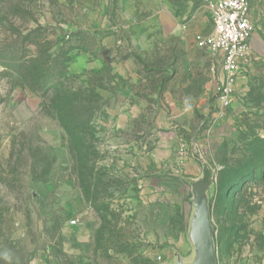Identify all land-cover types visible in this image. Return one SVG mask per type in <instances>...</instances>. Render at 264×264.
<instances>
[{
	"label": "rangeland",
	"instance_id": "rangeland-1",
	"mask_svg": "<svg viewBox=\"0 0 264 264\" xmlns=\"http://www.w3.org/2000/svg\"><path fill=\"white\" fill-rule=\"evenodd\" d=\"M250 2L220 110L204 0H0V264L190 260L194 138L218 264H264V0Z\"/></svg>",
	"mask_w": 264,
	"mask_h": 264
},
{
	"label": "built area",
	"instance_id": "built-area-1",
	"mask_svg": "<svg viewBox=\"0 0 264 264\" xmlns=\"http://www.w3.org/2000/svg\"><path fill=\"white\" fill-rule=\"evenodd\" d=\"M213 24V31L199 36L197 44L219 57L221 76L216 89L220 110L230 108L236 96L240 73L239 61L252 36V6L250 0H204ZM214 70V69H213Z\"/></svg>",
	"mask_w": 264,
	"mask_h": 264
},
{
	"label": "water",
	"instance_id": "water-1",
	"mask_svg": "<svg viewBox=\"0 0 264 264\" xmlns=\"http://www.w3.org/2000/svg\"><path fill=\"white\" fill-rule=\"evenodd\" d=\"M191 145L192 158L202 171L200 177L187 180L192 193V212L189 218L187 238L192 246L193 255L190 260H185L179 252L175 251V261L164 264H218L209 199L214 171L202 156L196 138L191 141Z\"/></svg>",
	"mask_w": 264,
	"mask_h": 264
},
{
	"label": "crops",
	"instance_id": "crops-1",
	"mask_svg": "<svg viewBox=\"0 0 264 264\" xmlns=\"http://www.w3.org/2000/svg\"><path fill=\"white\" fill-rule=\"evenodd\" d=\"M188 2H190V1H188ZM196 18H197V17H196ZM196 18H195V19H196ZM210 22H211V19H210ZM211 27H212V31H213V24H212V22H211ZM237 86H239V85H237ZM192 159H193V158H192ZM198 166H199V165H198ZM188 179H190V178H185V183H187V180H188ZM187 217H188V216H187ZM189 218H190V217H188V224H189ZM187 234H188V233H187Z\"/></svg>",
	"mask_w": 264,
	"mask_h": 264
}]
</instances>
